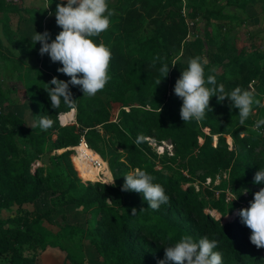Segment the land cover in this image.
<instances>
[{
    "label": "trees",
    "instance_id": "16d2710c",
    "mask_svg": "<svg viewBox=\"0 0 264 264\" xmlns=\"http://www.w3.org/2000/svg\"><path fill=\"white\" fill-rule=\"evenodd\" d=\"M220 1H226V4L230 5L236 3L238 7L245 8L244 2L242 4L236 2L240 0L212 2L218 4ZM2 3L0 12L8 11V7L16 10L1 0L0 4ZM193 3H196L195 8L189 11L187 18L193 21L200 16L205 25L201 31L202 37L192 40L184 48L188 29L179 11L180 0H127L124 18L113 22L106 32L95 38L96 42L103 41L112 52L109 71L111 79L98 94H104L113 102L119 103V113L113 121L109 112L112 102L108 100L103 102L98 98L88 97L84 107L76 103L78 110L75 120L79 129L77 132L75 130L70 132L63 127L59 129L56 137L57 149L78 145L80 135H83L86 143L106 161L108 169L115 176L114 185L98 182L93 184L97 194H103L105 199L111 202V206L105 201L97 204L100 228L116 227L122 235H126L124 241L132 244L138 242L142 249L163 252L165 247L172 245L185 234L196 240L207 236L218 241L216 251L222 253L224 264H260L264 248L257 249L250 243L251 232L241 223L238 213L225 214L231 215V218L222 223L210 211L205 212L204 199L194 191L191 184L196 180L203 182L207 178L212 179L221 170H227L231 186L234 189L247 190V194L253 199V194L264 187L253 183L255 173L264 168V137L258 136L252 130L253 125L249 129L233 125L236 117L239 118L238 110L234 109L227 99L217 102V98L212 97L210 101L211 111L202 120V127L211 131V136L200 135L187 122L184 123L179 116L180 106L176 104H170L166 117L155 110L143 109L153 101L152 88L158 81H167L174 89L176 80L187 68L190 58L202 56L207 59L209 63L205 69L206 76L210 74L208 70L213 68L214 63L220 64L225 61L226 56H221L219 51L210 52L205 47V42L213 36L207 27L209 16L215 13L208 8L200 13L196 8L200 4H205V0H194ZM220 18L224 20L220 23L221 26L224 28L227 25L228 33L225 32L217 49L222 52L223 49L233 50L234 45L226 43V36L244 22L238 18L214 15V19L219 22ZM144 21L149 29L146 39L138 44L128 43L127 38L133 36ZM47 31L51 39H54L56 33L51 28ZM27 43L30 44L28 49ZM34 48V44L24 37L16 43V49L20 53L34 55L36 53ZM244 55L247 57L244 58ZM158 56L170 67L166 77L159 71L162 61L153 63ZM261 58L255 45L250 49L242 48L238 55L228 59V70L211 74L215 75L218 85H224L226 92L237 86L248 90V86L252 82H258L259 78L261 83L264 82V67L259 65ZM42 72L44 73L43 70ZM46 88L42 84L33 91V96L37 97L41 106L40 111L43 113L49 109L55 116L61 112H70L63 103L59 108L53 109ZM75 89L80 88L70 86L74 100ZM122 94H128L138 105H126L120 98ZM0 126L13 132L21 129L23 122L13 113L7 112L0 114ZM229 128L231 132L228 131ZM110 133H116L115 141L118 142L117 147L122 154L116 153L111 146L114 143L110 144L109 139H105ZM64 135L70 137L69 142L63 138ZM225 135L232 140L230 148L224 139ZM35 136L37 135H31L32 138ZM199 136H203L204 140L201 145L198 143ZM213 136H217L215 146L212 145ZM147 138L155 142H168L173 147L174 153L168 161L165 160L167 152L159 157L148 145ZM106 144L111 147L108 152L105 151ZM101 147L104 150L100 149ZM194 147L198 151L197 154ZM69 154L70 151L67 150L61 156L67 158ZM3 159L4 146L0 141L2 174L5 172L4 167H8L9 164ZM78 163L85 166L80 161ZM134 168L146 170L155 177L154 182L161 184L169 197L167 204L152 210L148 208L140 194L122 191L123 176ZM172 168L180 170L181 174L175 176ZM86 171L85 177L89 180L87 184L90 185L92 184L90 180H96L97 175L90 169ZM182 171H186L189 178L184 176ZM72 172L75 171L72 169ZM163 207L164 210L160 211ZM132 209H136L134 216ZM41 217L42 215L37 212H30L24 217L17 218L15 220L17 225L14 228L8 225L0 227V260H4L6 264L37 263L36 259L39 257L37 253L27 257L22 253V247L44 242L36 228ZM127 261L128 258H124L120 263L126 264Z\"/></svg>",
    "mask_w": 264,
    "mask_h": 264
},
{
    "label": "rangeland",
    "instance_id": "374dc122",
    "mask_svg": "<svg viewBox=\"0 0 264 264\" xmlns=\"http://www.w3.org/2000/svg\"><path fill=\"white\" fill-rule=\"evenodd\" d=\"M188 1L190 0H180L179 9L188 29L183 44L184 48L192 40L202 37L200 20L194 19L192 21L187 18L189 11L192 10V6H188ZM192 1L194 2V0ZM236 2L240 4L244 2L246 7L251 0ZM57 3L60 2H55L53 6L47 8V10L52 8V15L45 23L41 21L39 15L33 20L30 19V42L33 44L32 36L34 32L43 33L51 28L57 35L61 31L55 23ZM195 4L193 3L194 6ZM2 5L3 3L0 4V6ZM126 6L127 0H109V8L114 11V15L111 17L112 23L124 18ZM255 7L261 9L260 11L264 15V0L257 2ZM4 8L7 7L4 6ZM8 9L12 10L9 7ZM245 13L246 11H244ZM16 14V12L13 13L12 20L7 21L8 24L3 23V26L0 25L1 30L6 28L5 32L3 30L2 36L8 38L9 44L6 42L5 44L10 46H12L10 44L11 38L13 41H19V37L23 33L27 34L26 30L17 27ZM142 24V27L133 36L127 38L128 43L138 44L146 39L149 29L146 21ZM258 27L264 33V21ZM224 35L225 31L219 23L217 35L215 34L205 42L208 51H219L221 56H226L225 61L222 63L213 64V68L217 73L228 70V59L238 55L239 51L247 46L242 37V40L239 38L238 42L234 41L235 44L239 45H237L238 48L234 46L233 50L223 49L222 52L217 49L221 44V42H217L219 41L217 39H222ZM26 47L28 48L29 45L26 44ZM34 47L36 53L30 55V58H26L25 61L18 60L15 54H11L4 46L0 47V114L13 113L23 122V127L13 132L0 126V141L4 146L5 160H3L5 163L9 162L8 167L3 169L4 174L1 173L0 169V227L8 225L14 228L17 225L15 220L26 216L30 212L41 214L42 217L36 224V228L42 235L44 242L24 245L22 253L27 257L37 253V256H43L45 264H121L120 262L124 258H128L126 264H157L158 260L164 259L163 251L142 249L138 242L132 244L124 241L126 235H122L118 228L113 226L100 228L98 226L97 204L105 201L106 204L110 205L111 202L105 199L103 194H97L93 184L97 182L105 184L107 182L108 184L105 185L110 184L109 186H111L108 166H105L106 161L99 155L100 160L94 161L97 167L90 169L97 175V179L90 180L92 184L89 185L87 184L89 180L85 177L88 169L81 166L78 160L74 159V156L77 155V145L66 149H57L56 137L59 129L63 127L70 132L74 130L77 132L79 129L75 120L76 112H61L66 115L57 114L55 116L52 110L48 109L43 113L40 111L41 106L37 97L33 96L34 89L41 87L42 84H48L53 77L64 81H67L68 77L57 72V68L62 65L51 62L47 54L43 56L39 54V43L34 44ZM255 47L262 57L259 59V65L263 68L264 43L262 45L256 44ZM246 57L244 55V58ZM47 73H50V75H47ZM260 81L259 78L258 82H252L248 86V90L253 91L255 98L261 101L262 106L254 105L252 115L243 125L240 124L238 117H236L233 125H238L241 129H249L255 121L264 119V82L261 83ZM45 87L47 86L45 85ZM152 93L154 99L148 106L143 107L145 110H155L166 117L167 109L171 103L180 107L182 105V101L173 94L174 91L167 81L155 85L152 88ZM74 96L77 100L76 103L84 107L88 96H83L80 89L74 90ZM94 98H98L103 102L107 100L112 102L109 112L110 117L115 121L119 113V103L113 102L111 98L104 94L97 93ZM120 98L124 100L126 105H138L137 101L129 98L128 94H122ZM45 114L52 116L56 123L46 131H42L39 127L34 126V117ZM187 123L200 135L211 136V131L202 127V121ZM261 128L264 129V127ZM228 131L231 132V129L229 128ZM31 135L37 136L32 138ZM202 137L199 136V145L204 141ZM63 138L66 142L70 141V137L67 135H64ZM107 138L110 144L114 143L111 146L115 152L122 154V151L117 147L118 142L115 141L116 133L108 134L107 137L105 136V139ZM224 139L230 148L232 145L231 138L225 135ZM146 141L152 151L156 152L159 157L167 152L166 161L174 153L173 147L168 142H155L153 139L148 138ZM82 142L86 141L83 135H80L78 145ZM216 144L217 136H213L212 145L215 146ZM106 146L105 151H110L111 147H108V144ZM100 149L104 150L103 147ZM67 150L70 151V154L67 158H63L61 155ZM186 152L188 151L186 150ZM194 152L198 153L195 147ZM167 164L170 163L167 162ZM72 169L75 172H72ZM172 172L175 176L181 174V171L175 168H172ZM182 174L189 178L186 171H182ZM191 185L194 191L198 192L204 199L205 212L210 211L222 223H226L231 218V215L226 216L225 214L238 213L240 209L248 207V202L252 200L245 190L234 189L231 186L229 171L227 170H221L214 178H207L203 182L196 180ZM233 196L237 197L234 201H232ZM163 210L164 207L160 208V211ZM118 212L120 213L121 210H118ZM0 264L6 263L4 260H0ZM260 264H264V251L262 252Z\"/></svg>",
    "mask_w": 264,
    "mask_h": 264
},
{
    "label": "clouds",
    "instance_id": "9594fccd",
    "mask_svg": "<svg viewBox=\"0 0 264 264\" xmlns=\"http://www.w3.org/2000/svg\"><path fill=\"white\" fill-rule=\"evenodd\" d=\"M113 15L114 11L109 8V0H66V3L61 0L56 4L55 10V23L61 31L54 39H51L47 30L43 33H33L34 44H40L39 54L41 56L47 54L51 62L62 65L57 68V72L69 77L67 81L53 77L45 84L53 109L59 108L63 103L71 112H76L77 100L73 99L70 86H79L83 96L94 97L111 79L109 74L111 49L103 41L96 42L95 38L110 28ZM158 60L162 61L159 71L166 77L170 67L159 56L153 63ZM208 63L202 56L190 58L187 68L176 80L173 91L182 101L179 109L180 119L184 123L202 121L211 111L209 105L212 97H216L217 102L227 99L232 107L238 110L239 122L243 125L252 115L253 106H262L261 101L255 98L253 91L240 86L226 92L224 85H218L215 75L211 74L215 72L214 68H210L208 70L210 74L206 76L205 69ZM34 118V126L42 131L56 123L52 116L47 114ZM261 127H264V119L255 121L253 130L259 132ZM76 147L77 155L74 159L84 164L86 169L97 167L94 161L100 160V157L93 148L86 142ZM105 166L107 167L106 162ZM108 175L111 185H114L115 176L110 170ZM123 177L122 191L140 194L148 208L157 210L169 202L164 187L154 182L155 177L146 170L134 168ZM253 183L264 185V168L255 173ZM236 198L233 196L232 201ZM132 214L136 215V209H132ZM238 215L241 223L251 232L250 243L257 249L264 248V187L253 194L248 207L240 209ZM217 247L218 241L215 239L205 236L196 240L185 234L164 248V259L158 260L157 264H223V255L216 251Z\"/></svg>",
    "mask_w": 264,
    "mask_h": 264
},
{
    "label": "crops",
    "instance_id": "0c3cea01",
    "mask_svg": "<svg viewBox=\"0 0 264 264\" xmlns=\"http://www.w3.org/2000/svg\"><path fill=\"white\" fill-rule=\"evenodd\" d=\"M46 1L47 2H42L40 0H24V4L20 8H16V10H12V11L8 10V11L0 12V25L3 26L2 25L3 23L8 24L7 21L10 22V20H12L13 18V13L16 12L17 14L15 16H17V21H16L17 27L19 26L21 30L23 28V30L27 31V34L23 33L21 37L26 38L30 42V19L33 20L37 15H39L41 17V21L45 23V21L48 18H50L52 15V8H50V10L49 9L47 10L46 6L49 4V6L51 7L53 6V3L61 2V0H53V1L46 0ZM212 1L213 0H205V4H200L196 8H198L200 13L205 12L207 8L209 11L215 13L209 16L210 21L207 26L210 29V32L213 36H215V34L217 35L218 24L224 21L221 18H220V22L214 19V15H217L218 17L221 16V17L238 18L239 20L244 22L242 26L235 27L233 30L229 32V34H227L225 41L228 45H234L236 48H238L239 45L235 44L234 41L236 40V42H238L239 38H241L240 40L244 38L245 44L247 45L244 48H247V49H250L254 45L256 46V44L262 45L264 43V33H262L261 31L262 29H259L258 27L259 25L263 23L264 15L260 11L261 9H258V8L256 9L255 7V4L259 1L261 2L262 0H251V2H249L244 9L238 7L237 6L238 4L236 5V3L230 5V4H226V1H220L218 4H214ZM64 2L66 3V0H64ZM188 2H189V5H188L189 7L192 6V9L195 8L192 0ZM256 10H259V11H256ZM244 11H246L247 15L246 13L244 14ZM196 20H200L199 22L201 23H199V25L201 26V28H203L205 24L203 21H201L200 16H198ZM3 30L0 29L1 46H4L5 48H7V50H9L11 54H15L18 60L25 61L26 58L29 59L30 55L26 53H20L16 49V43L18 41H13V39L11 38L10 44L12 46L8 45L9 44L8 38H4L2 36ZM223 30L226 33H228L227 25L224 26ZM5 31H6V28L4 32ZM239 35L241 36L239 37ZM250 37H253V39H251ZM217 40H219L217 42L220 43L222 39L218 38ZM5 42L8 44H5ZM28 45L30 46V44ZM36 261L39 264H45L43 256L37 257Z\"/></svg>",
    "mask_w": 264,
    "mask_h": 264
},
{
    "label": "built area",
    "instance_id": "2783aa9c",
    "mask_svg": "<svg viewBox=\"0 0 264 264\" xmlns=\"http://www.w3.org/2000/svg\"><path fill=\"white\" fill-rule=\"evenodd\" d=\"M6 5L10 6V7H14V8H20L23 4H24V0H2ZM46 1V0H43ZM253 130V128H252ZM258 136L260 137H264V129L261 128L259 130V132L253 130Z\"/></svg>",
    "mask_w": 264,
    "mask_h": 264
},
{
    "label": "bare ground",
    "instance_id": "6f19581e",
    "mask_svg": "<svg viewBox=\"0 0 264 264\" xmlns=\"http://www.w3.org/2000/svg\"><path fill=\"white\" fill-rule=\"evenodd\" d=\"M60 118V117H59ZM228 220V219H227Z\"/></svg>",
    "mask_w": 264,
    "mask_h": 264
}]
</instances>
